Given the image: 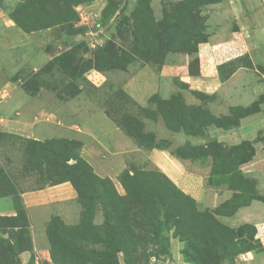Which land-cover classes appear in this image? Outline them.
Here are the masks:
<instances>
[{
	"label": "rangeland",
	"instance_id": "374dc122",
	"mask_svg": "<svg viewBox=\"0 0 264 264\" xmlns=\"http://www.w3.org/2000/svg\"><path fill=\"white\" fill-rule=\"evenodd\" d=\"M210 1L0 0V59L6 62L0 106L13 94L1 90L6 80L22 90V101L45 112L66 107L63 117L73 121L104 112L140 149L109 156L91 137L72 133L70 119L54 118L44 137L8 132L0 121V199H11L17 213L0 216V264H256L248 253H263L264 231L258 239L254 226L227 218L254 199L264 202V175L242 169L264 150V96L260 125L241 128L240 119L258 105L229 108L219 90L195 92L179 79L169 94L150 92L145 100L127 90L145 68L182 67L186 57L196 74L201 43L211 33L226 41L218 32L241 15L239 2L246 17L252 11L242 0L205 5ZM256 40L250 35L246 51L238 53L214 47V64L244 51L218 68L222 80L241 70L251 73L247 80L264 84V43ZM41 53L47 60L34 71L31 59ZM228 130L231 137H223ZM130 134L146 137L154 149ZM84 148L104 154L99 162L106 172L84 160ZM154 150L184 165L187 187L179 188L151 161ZM83 160L104 184L89 185L74 169ZM68 180L80 198L33 219L21 194ZM83 196L87 228L81 225ZM207 216L214 226H207Z\"/></svg>",
	"mask_w": 264,
	"mask_h": 264
},
{
	"label": "crops",
	"instance_id": "0c3cea01",
	"mask_svg": "<svg viewBox=\"0 0 264 264\" xmlns=\"http://www.w3.org/2000/svg\"><path fill=\"white\" fill-rule=\"evenodd\" d=\"M243 3L251 4L252 17L250 18L243 14V5L241 4V15L233 16V24L226 27L224 32H218L221 38L225 37L226 41L215 39V35L211 33L205 43L201 44L195 58L198 60L199 68L196 74L189 72V64L191 57H186V65L179 67H163L158 72L152 68H145L139 74H136L128 83L127 90L135 98L145 100L147 95L152 92L161 95H167L173 89V80L179 79L186 84L189 89L213 95L218 90L221 93L222 99L226 102L229 108L232 109H249L253 105L259 103V98L264 96V84L253 83L248 76L250 74L245 71L236 70L227 79L222 80L218 68L229 64L231 61L240 59L244 56V51L248 47L246 39L253 35L257 38L256 43L261 45L264 43V0H242ZM239 12V9H238ZM235 13V12H234ZM223 35V36H222ZM247 37V38H246ZM5 44V43H4ZM3 44V45H4ZM222 45L230 51L234 50L238 53L242 48L244 51L226 62H217L214 64L216 52L214 47ZM233 51V52H234ZM47 60V56L43 53L33 55L31 59L32 70L37 71L41 63ZM5 60L0 59V73ZM216 63V62H215ZM6 64V62H5ZM2 75V74H1ZM6 75V74H5ZM254 76V73H252ZM10 90L12 96L8 101H5L0 106L2 109V117L0 121L4 129L8 132L30 137V135H38L44 137L50 134L49 124L54 118H63L73 121L72 117L65 116L67 112L58 110L54 113L45 112L39 109L38 104L32 102H24L20 98L22 90L17 84L8 81H3L1 90ZM153 94V95H154ZM14 96V97H13ZM263 104H259V110L249 116L240 119L241 128L250 124L260 125ZM261 110V111H260ZM74 131L72 133H82L84 136L91 137L102 147L109 156L117 157L130 154L136 149L140 151L137 145L129 138L121 129H119L113 121L102 111L95 112L83 118V121H73ZM47 128V129H46ZM218 131V130H217ZM234 131H223V137H231ZM226 133V134H225ZM97 149V148H96ZM93 149L90 151L87 148L83 149L84 160L88 162L97 172L98 170L106 172L108 166L99 162V157L104 154L99 150ZM150 159L177 185L179 188H185L188 185L189 178L184 165L171 157L168 152L163 150H154L150 153ZM246 173H262L264 175V150H258L254 160L245 164L242 168ZM99 174V173H98ZM79 198L77 190L72 183L65 182L57 185L48 186L38 191H29L21 194V203L25 209L34 218L44 217L50 212L61 210L62 206L76 202ZM59 208V209H58ZM16 210L11 199H0V216L13 217L16 216ZM230 221H238L241 225H252L256 228L258 239L264 231V202L259 199H254L249 205L239 208L236 213L227 218ZM256 264H264L263 253H248ZM253 256V257H252Z\"/></svg>",
	"mask_w": 264,
	"mask_h": 264
},
{
	"label": "trees",
	"instance_id": "16d2710c",
	"mask_svg": "<svg viewBox=\"0 0 264 264\" xmlns=\"http://www.w3.org/2000/svg\"><path fill=\"white\" fill-rule=\"evenodd\" d=\"M217 1H220V0H212L210 2H208L207 4L205 5H211V4H215ZM208 38V37H207ZM204 43V42H203ZM201 43V44H203ZM235 72V71H233ZM233 72L229 73V75H231ZM226 76L223 80L227 79ZM222 79V78H221ZM162 103L161 102H158V106L161 107ZM127 130V129H126ZM127 133L128 130H127ZM129 136L133 137V139L136 141V143L139 145V146H142V147H147L149 148L150 150H153L154 147L151 144V142H149V139H147L146 137H143V136H140V135H134V134H130ZM75 170H78L79 173H81L83 175V178L85 179V181L89 184V185H92V184H104L105 180L103 179H100L98 176L94 175L91 167L83 160L81 161V166L78 168H74ZM65 182H70L72 183L70 180L68 181H61L60 183L58 184H61V183H65ZM57 185V184H56ZM72 185L74 186V188L77 190L78 194H79V198H80V194H81V191L80 189L78 188V186H76V184L72 183ZM93 186V185H92ZM174 199H172L171 201H173ZM86 202V198H84L83 196V208H84V217H83V223L81 224L83 228H87L91 225V222L87 221L86 219V214H87V209L88 207L86 205H84V203ZM115 203H113L114 205ZM248 205V204H247ZM243 206H246V205H243ZM241 206V207H243ZM239 207V208H241ZM126 211H123L122 215H126ZM160 215L159 213L156 215L158 216ZM190 219L191 218H195L196 217V213L195 211H192L191 214H190ZM206 220H207V226H214L215 225V222H214V219L213 217L211 216H207L206 217ZM108 223V226H111V220L107 221Z\"/></svg>",
	"mask_w": 264,
	"mask_h": 264
},
{
	"label": "built area",
	"instance_id": "2783aa9c",
	"mask_svg": "<svg viewBox=\"0 0 264 264\" xmlns=\"http://www.w3.org/2000/svg\"><path fill=\"white\" fill-rule=\"evenodd\" d=\"M245 256V255H244Z\"/></svg>",
	"mask_w": 264,
	"mask_h": 264
}]
</instances>
